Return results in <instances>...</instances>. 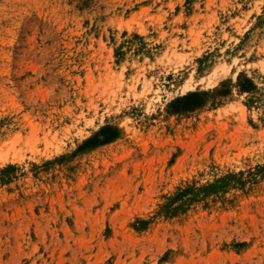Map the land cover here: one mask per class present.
Here are the masks:
<instances>
[{"label": "rangeland", "instance_id": "obj_1", "mask_svg": "<svg viewBox=\"0 0 264 264\" xmlns=\"http://www.w3.org/2000/svg\"><path fill=\"white\" fill-rule=\"evenodd\" d=\"M0 264H264V0H0Z\"/></svg>", "mask_w": 264, "mask_h": 264}, {"label": "trees", "instance_id": "obj_2", "mask_svg": "<svg viewBox=\"0 0 264 264\" xmlns=\"http://www.w3.org/2000/svg\"><path fill=\"white\" fill-rule=\"evenodd\" d=\"M105 130L104 131H101L100 133H98L96 135V138L95 140L93 141V144L94 145H98V144H102V143H105V142H108V141H111L113 139V136H105ZM101 137H103L102 139H100Z\"/></svg>", "mask_w": 264, "mask_h": 264}]
</instances>
